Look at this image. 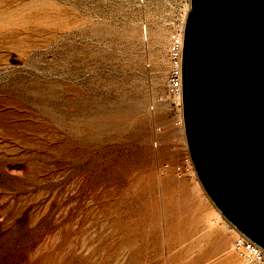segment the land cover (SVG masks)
I'll return each instance as SVG.
<instances>
[{
	"label": "rangeland",
	"instance_id": "374dc122",
	"mask_svg": "<svg viewBox=\"0 0 264 264\" xmlns=\"http://www.w3.org/2000/svg\"><path fill=\"white\" fill-rule=\"evenodd\" d=\"M180 2L0 0V264H242L181 206L195 176L156 173L185 152L150 145Z\"/></svg>",
	"mask_w": 264,
	"mask_h": 264
},
{
	"label": "water",
	"instance_id": "95a60500",
	"mask_svg": "<svg viewBox=\"0 0 264 264\" xmlns=\"http://www.w3.org/2000/svg\"><path fill=\"white\" fill-rule=\"evenodd\" d=\"M178 103L201 190L264 252V0H188Z\"/></svg>",
	"mask_w": 264,
	"mask_h": 264
},
{
	"label": "built area",
	"instance_id": "2783aa9c",
	"mask_svg": "<svg viewBox=\"0 0 264 264\" xmlns=\"http://www.w3.org/2000/svg\"><path fill=\"white\" fill-rule=\"evenodd\" d=\"M180 10L175 17L167 35L166 60L167 71L165 75V93L176 105V115L168 123L155 124L152 127L150 145L157 148L161 145L163 137L177 130L181 131V119L178 111L179 90H180V53L182 43V28L188 0H180ZM191 163L186 151L180 156L176 163L170 164L161 160L156 168L158 177L171 172L176 177H182L191 173ZM228 251L238 258L242 264H264V252L251 241L236 233L229 241Z\"/></svg>",
	"mask_w": 264,
	"mask_h": 264
},
{
	"label": "crops",
	"instance_id": "0c3cea01",
	"mask_svg": "<svg viewBox=\"0 0 264 264\" xmlns=\"http://www.w3.org/2000/svg\"><path fill=\"white\" fill-rule=\"evenodd\" d=\"M188 180H190L189 177H184L180 180H174L171 177L164 175V176L160 177V181H159L160 183L159 184H164V185L165 184H167V185L171 184V185H174L175 187H181L182 184L185 182H188ZM188 184H189L190 188H189V190H186L184 192L185 195L180 200V203H181V206L183 208L185 207L184 208L185 211L190 213V215L193 216L195 223L199 225L202 222H204V219L207 215L212 214L211 213L212 209L210 207H208L206 205V203H204V201L196 204L192 201V199L189 198L194 191H198V187L192 181H190ZM186 189H188V188H186ZM233 234H235V233L233 232ZM231 238H232V236H231ZM231 238H230V240H231ZM228 245H229V243H228Z\"/></svg>",
	"mask_w": 264,
	"mask_h": 264
},
{
	"label": "bare ground",
	"instance_id": "6f19581e",
	"mask_svg": "<svg viewBox=\"0 0 264 264\" xmlns=\"http://www.w3.org/2000/svg\"><path fill=\"white\" fill-rule=\"evenodd\" d=\"M186 13V12H185ZM185 15V14H184ZM107 119H109V118H107ZM110 121H112V120H110ZM105 124H107V125H110L109 123H105ZM181 129V128H180ZM181 140H182V143H183V145H184V140H183V134H182V129H181ZM184 147H185V145H184ZM191 174L194 176V174H193V171H191ZM196 182V185H197V187H198V189H199V191L200 192H202V190H201V188H200V186H199V184H198V182L197 181H195ZM204 198H206L207 199V197H205V195H204ZM211 204V203H210ZM212 211H211V213L212 214H210V216H211V218H210V216H206V223H207V226H208V228H211V227H213L214 225H215V223L218 221V220H220V221H222V223H223V225H226L227 227H229V229L232 231V232H234L235 234L237 233L220 215H219V213L216 211V209H214V207L212 206ZM218 241V240H217ZM222 241V240H221ZM224 241V240H223Z\"/></svg>",
	"mask_w": 264,
	"mask_h": 264
}]
</instances>
